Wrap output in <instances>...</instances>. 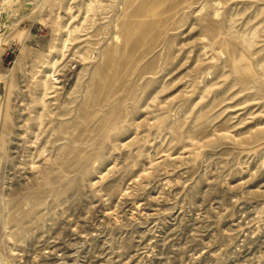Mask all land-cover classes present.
Here are the masks:
<instances>
[{
  "label": "rangeland",
  "instance_id": "rangeland-1",
  "mask_svg": "<svg viewBox=\"0 0 264 264\" xmlns=\"http://www.w3.org/2000/svg\"><path fill=\"white\" fill-rule=\"evenodd\" d=\"M0 264H264V0H0Z\"/></svg>",
  "mask_w": 264,
  "mask_h": 264
}]
</instances>
